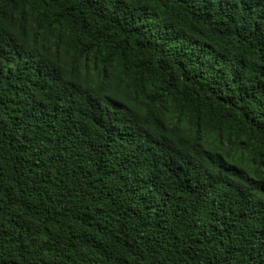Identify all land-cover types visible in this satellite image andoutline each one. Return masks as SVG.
I'll list each match as a JSON object with an SVG mask.
<instances>
[{
    "label": "trees",
    "instance_id": "obj_1",
    "mask_svg": "<svg viewBox=\"0 0 264 264\" xmlns=\"http://www.w3.org/2000/svg\"><path fill=\"white\" fill-rule=\"evenodd\" d=\"M0 264H264V0H0Z\"/></svg>",
    "mask_w": 264,
    "mask_h": 264
}]
</instances>
